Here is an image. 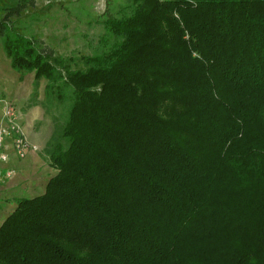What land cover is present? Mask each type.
I'll list each match as a JSON object with an SVG mask.
<instances>
[{
  "label": "trees",
  "instance_id": "trees-1",
  "mask_svg": "<svg viewBox=\"0 0 264 264\" xmlns=\"http://www.w3.org/2000/svg\"><path fill=\"white\" fill-rule=\"evenodd\" d=\"M107 5L77 60L23 33L35 0H0L10 67L64 108L0 264H264V0Z\"/></svg>",
  "mask_w": 264,
  "mask_h": 264
},
{
  "label": "rangeland",
  "instance_id": "rangeland-1",
  "mask_svg": "<svg viewBox=\"0 0 264 264\" xmlns=\"http://www.w3.org/2000/svg\"><path fill=\"white\" fill-rule=\"evenodd\" d=\"M110 1L113 12L126 2ZM107 2L108 0H35V8L23 15L20 27L23 33L36 37L42 46L52 49L56 55L78 60L81 56H91L100 51ZM76 64L72 65L73 69L83 68L80 62ZM33 81V73L20 75L12 70L0 43V127L6 124V113L10 107L18 112L20 129L28 110L36 106L43 108L45 82H38L33 96ZM63 113L64 108L61 106H57L49 115L44 110L49 121L47 124H51L54 116L61 118ZM25 138L32 148L25 158L19 160L22 162L18 168L11 165L14 155L10 156L6 165L14 173L9 179L0 182V222L15 209L19 199L43 194L48 180L56 174L49 165L45 150H40L26 136Z\"/></svg>",
  "mask_w": 264,
  "mask_h": 264
},
{
  "label": "built area",
  "instance_id": "built-area-1",
  "mask_svg": "<svg viewBox=\"0 0 264 264\" xmlns=\"http://www.w3.org/2000/svg\"><path fill=\"white\" fill-rule=\"evenodd\" d=\"M18 121L17 110L14 107L7 109L6 124L0 127V182L9 179L14 173L13 169L7 166L10 156L14 155L21 160L32 148L22 133Z\"/></svg>",
  "mask_w": 264,
  "mask_h": 264
},
{
  "label": "crops",
  "instance_id": "crops-1",
  "mask_svg": "<svg viewBox=\"0 0 264 264\" xmlns=\"http://www.w3.org/2000/svg\"><path fill=\"white\" fill-rule=\"evenodd\" d=\"M24 117L25 121H22L23 124L21 128L22 133L32 144L38 146L40 150H44V147L51 135V128L50 124H47L49 121L44 115L43 108L41 106L33 107L27 111V114H25ZM40 122H43L44 124ZM11 161V165H13L15 168H18L22 162L16 159L14 156L11 158Z\"/></svg>",
  "mask_w": 264,
  "mask_h": 264
}]
</instances>
